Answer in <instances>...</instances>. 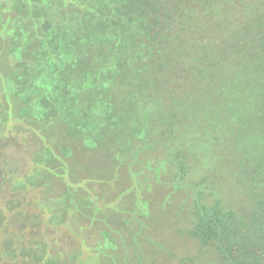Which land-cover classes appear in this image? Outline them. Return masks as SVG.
I'll return each instance as SVG.
<instances>
[{"label":"trees","instance_id":"trees-1","mask_svg":"<svg viewBox=\"0 0 264 264\" xmlns=\"http://www.w3.org/2000/svg\"><path fill=\"white\" fill-rule=\"evenodd\" d=\"M45 3L0 0V80L13 82L3 92L0 124L13 110V121L40 125L42 134L59 129L58 138L64 137L56 140L62 154L52 146V155L42 156V147L35 157L51 173L35 182L48 188L47 178L67 182L59 207L50 206V220L94 213L91 225L105 230L94 203L131 206L133 176L144 200H159L158 180L171 178L176 187L169 206L182 204V213L166 219L177 217L176 231L196 249L185 242L190 249L182 262L154 254L155 263L264 264V0H54V11L80 23V35L58 45L35 8ZM20 19L16 42L8 24ZM35 61L49 74L52 65L83 66L89 77L73 95L86 108L89 134L74 132L79 118L72 105L60 89L50 94L36 79ZM93 133L96 142L89 145ZM40 137L52 143L46 133ZM81 152L94 155V162L79 160ZM106 209L110 221L121 220L117 209ZM150 217L146 225L154 222ZM37 237L27 248L7 249L6 258L30 264L23 256L37 251L44 255L33 264H69Z\"/></svg>","mask_w":264,"mask_h":264},{"label":"rangeland","instance_id":"rangeland-1","mask_svg":"<svg viewBox=\"0 0 264 264\" xmlns=\"http://www.w3.org/2000/svg\"><path fill=\"white\" fill-rule=\"evenodd\" d=\"M44 1L46 2L44 5H38L35 8L43 14L41 20L46 25L47 33L53 44H64L67 39L80 35V32H78L80 23L76 16H69V19L67 17L65 19L62 17L65 14L60 16L57 11L50 7L49 3H53L54 0ZM22 22L20 19V22L15 21L8 24L10 25V31L15 32L12 40H16L17 32L19 31L17 28ZM83 22L87 24L86 19H83ZM69 51L70 53L73 52L71 47ZM35 64L39 65L35 73L39 77L44 74V76L39 78L33 72V75H36V79H39V82H43L45 88H50V94H52L53 89H60L59 93L62 94L64 101L67 102L66 104L68 106L72 105V114L75 112L79 118L72 126L74 132L89 134L92 130L90 129V123L88 124L87 122L88 118L84 116L86 108L85 106L80 108L79 104L76 105V96H74L80 93V84L89 77L85 75L83 66H76L75 63L70 64L69 68L63 67V64L61 67L52 65L50 66L51 74H49L43 73L45 70L41 62L35 61ZM161 78L163 79L162 75ZM5 79L9 80L6 81ZM10 79L8 76L1 77L0 103H6L3 92L13 86V82ZM29 83L31 84V82ZM64 86L68 91H65L67 93L65 96L63 94ZM11 112H9L11 120L8 123L6 122L5 125L0 124V264H4V261L12 264L13 261L10 260V257L6 258V255L10 250H15V244L20 245L21 248H27L31 246L28 244L30 241H33L32 245H34L37 240L41 239L37 236L47 239L45 251L49 254L53 253L54 255L63 256L59 260L65 259L69 264H159L152 260V255L154 254L158 258L160 256L167 257L170 263H175L176 261L180 263L182 262L180 261V255L187 254L189 246L191 250L196 249L193 240L185 239L182 233L176 231L178 230V218L174 216L170 220L166 219L168 216L175 215L178 211L182 213V204L177 203L176 206L174 204L169 206V198L172 194L171 189L176 187V183L171 178L168 179L169 181L158 180L159 183L163 184L164 190L163 198L159 200L155 198L144 200L133 176V184L128 188L134 191L136 202L134 201L131 206L118 207L116 205L117 201H115L116 203L111 204L110 202L105 205L94 203L92 209L99 212L100 215L98 214L97 218L99 221H105V230H99L97 226L91 225L90 221L95 220L94 213L93 215L90 214L91 217H87L89 221L87 218H73L74 215H70L66 217L67 220L65 222L54 223L50 220L53 214L50 208L52 206L57 208L61 204L58 198L60 194L61 198H63L62 193L66 190L67 182L65 185L60 180L47 178L51 182L49 188L45 186V182H35L36 180H42L44 174L50 173L49 170L43 169V166L41 168L39 164H35V157L37 150L40 148H44L42 156L51 154L53 152L52 146L57 153L62 154L60 147L63 144L59 145L62 141H56L60 139L58 138L60 131L55 129L54 132L53 130L43 132L52 137L50 140L52 143L49 144L48 141H45L46 139L40 137L44 136L41 132L43 128L41 129L40 125L17 123L12 120ZM16 113H21L20 108L17 109ZM61 132H63L62 129ZM92 136L93 138L89 136L87 138L86 142H89V145L96 142L94 133ZM43 142L44 144L42 145ZM79 154V160H84L83 162L92 160L94 162L95 160V156L92 154L89 156H86V153L83 154V152ZM66 155V153H63L64 157ZM122 155L127 157L130 156V153ZM65 159L68 160L67 156ZM115 164L112 163V167L110 166L108 171L112 170ZM145 167L149 168L148 163ZM78 172L84 174L85 170L83 168L78 169ZM131 173H134V171H131ZM151 175L154 178L159 176L156 171L152 172ZM88 184L89 182H85V185ZM50 197L55 200L52 199L53 201L51 202ZM43 198L47 200L46 203L42 202ZM113 205L115 207H112ZM106 208L109 211L117 209L122 215L121 220L110 221V215L105 212ZM150 214L151 217L153 216L154 222L151 223L149 220L146 225L143 219L145 217L149 218ZM106 217L108 220H106ZM185 242H188L189 246L184 244ZM23 244L28 245L23 247ZM31 250H33V247ZM27 255L28 257L23 256L24 260H28L30 264H33L36 262V258L44 254L34 251ZM203 257L204 259L208 258L206 256ZM47 260L48 257H46ZM80 260H83V262H79Z\"/></svg>","mask_w":264,"mask_h":264}]
</instances>
